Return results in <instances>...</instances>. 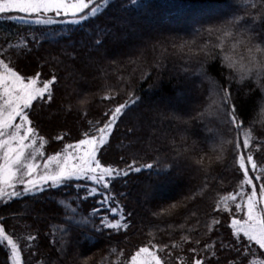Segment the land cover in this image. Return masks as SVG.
<instances>
[{
	"label": "snow or ice",
	"instance_id": "obj_1",
	"mask_svg": "<svg viewBox=\"0 0 264 264\" xmlns=\"http://www.w3.org/2000/svg\"><path fill=\"white\" fill-rule=\"evenodd\" d=\"M131 2L132 10L138 14L148 8L141 0ZM111 3L112 0H0V25L24 26L38 33V36L29 37L20 31L11 32L17 42L0 43V201L9 204L29 200L33 205L50 206L49 218L60 216L59 223L50 225L52 232L46 233L51 236L52 250L46 254L45 264H97L95 254H89L96 242L107 240L111 243L121 236L127 237L135 227L138 213L123 202L130 193L117 185L131 173L149 170L160 177L170 175L174 167H182L198 174L200 183L189 187L188 192L173 203L151 210L150 218H141L142 228L147 227L148 235L153 238L139 247L127 264H172L175 254L184 253L186 246L187 252L192 254L190 264H221L223 253L230 254L226 264H246L248 257L256 255L257 251L264 257V163L258 162L252 151L258 140L254 122L250 120L255 109L240 106L232 92L233 82L254 81L264 102V28L257 31L260 25L255 23L253 13L247 11L249 5L257 8L254 0H245L246 15H241L242 9L235 0H226L223 14L213 23L195 26L194 38L190 41H173L171 47L163 43L151 45V67L161 69L168 59L180 60L186 65L184 72L191 71L188 79L199 80L204 88L206 95L202 107L195 117H189L203 124V137L188 145V129L180 128L187 125L188 120L176 111L158 112L161 121L175 122L180 137L179 143L176 135L167 141V149L172 153L170 161H167V153L162 161L160 149H154L157 155L152 162L141 163L133 157L131 163L124 161L123 168L102 163V153L110 147L121 118L144 102L132 87V81L139 63L148 62L149 47L145 45L129 57L127 65L110 61L111 73L99 60L92 59L103 80L100 93L82 94L74 90L69 93L65 108L73 110L72 95L76 96L75 106L85 117L96 95L101 102L108 101L112 106L104 109L100 119L88 120L82 136L74 143H66L54 154L46 153L47 141L34 122L33 113L37 105L42 108L54 101L59 78L55 74L50 79L42 78L40 72L31 76L22 74L14 66L13 57L30 55L33 45L70 40L71 37L63 35V30L49 29L56 24L82 28L86 22L102 15ZM260 3L264 4V0ZM261 24H264V16ZM108 35L105 28L96 29L94 42L86 47L90 52H100L104 47L102 38ZM66 54L71 59L77 58L76 53ZM217 58L229 70L226 77L215 67ZM128 65L134 67L125 73ZM191 65L195 67L190 69ZM150 76V69L143 71L140 80ZM122 95L126 96L123 102ZM56 139L62 141L64 137ZM135 143L130 141L122 147L131 148ZM261 146L264 141H259L257 150ZM229 152L233 155L235 172L239 174H234L238 184L235 190L215 199L211 213L205 214L211 218L206 222L195 203L206 195L214 181L223 179L218 168L225 164ZM89 201H92L90 206ZM229 217L230 223L226 224ZM3 220L4 217H0V221ZM157 221H168L167 229ZM201 228L209 240L212 236L217 239L202 243L196 238ZM221 228L230 230L227 243L219 234ZM153 230H167L171 242H156ZM37 239L38 234H28L26 247L22 249L19 238L6 231L4 223L0 222V245L9 253L7 264H24L22 251L34 255L32 249ZM108 251L109 256H117L114 264H124L119 259L124 256L123 250L113 246ZM175 258L177 264H188L184 256ZM99 264H113V261L104 257ZM250 264H264V259L253 260Z\"/></svg>",
	"mask_w": 264,
	"mask_h": 264
},
{
	"label": "trees",
	"instance_id": "obj_2",
	"mask_svg": "<svg viewBox=\"0 0 264 264\" xmlns=\"http://www.w3.org/2000/svg\"><path fill=\"white\" fill-rule=\"evenodd\" d=\"M141 2L148 4V8L143 14H138L132 10L134 6L131 0H112L102 15L86 22L82 28L65 24L53 25L49 30H63V35L71 37V39L61 40L60 44L33 45V51L30 55L19 58L13 57L14 66L22 74L31 76L40 72L42 78L50 79L53 74L59 78L55 85L54 101L51 105H44L42 108L37 105L33 113L34 122L37 123L41 135L47 141L45 145L47 154H54L66 143H74L82 136L88 120L100 119L104 109L112 106L108 101L101 102L99 95H96L94 102L88 107V115L85 117L83 112L75 106L76 96L72 95L73 110L67 111L65 108L69 93H73L74 90L82 94L100 93L103 80L100 78V72L92 63V59L99 60L111 73L113 66L109 63L110 61H119L121 66L127 65L129 57L134 56L145 45L149 47L148 62L139 63L132 81V87L136 88L137 94L144 98V102L134 106L121 118L113 132L110 147H107L106 151L102 153V163L123 168L125 167L124 161L131 163L133 157L141 163L152 162L157 155L153 151L154 149H160L162 161L165 160V153H167V161H170L172 153L167 149V141L176 135L179 143L180 137L177 135L175 122L161 121L157 116L158 112L171 113L176 111L181 113L185 120H188L187 125L180 126L181 130L188 129V145H192L194 141L205 134L203 124L200 121L189 120V117L196 116L206 95L200 81L195 78L188 79L191 71L185 73L183 69L186 65L180 60L168 59L161 69L151 67L153 59L151 45L163 43L171 47L173 41L180 43L192 40L194 38L192 30L195 26L215 22L216 18L222 15L225 10L216 15H205L200 20H196L195 16L199 15L200 11L204 12L203 9L226 7V0H141ZM235 2L242 9L241 15H246L244 11L245 0H235ZM254 2L257 4V8L252 9L249 5L247 11L253 13L255 23L260 25L257 31H260L261 28H264V24H261V17L264 16V4H261L260 0H254ZM249 19L251 18L249 17ZM32 27L36 28L37 26ZM98 28H105L109 35L102 38L104 47L100 52L94 50L90 52L86 45L94 42L95 30ZM15 31H20L29 37L38 36V33L25 29L24 26L13 27L3 24L0 25V43L5 40L16 43L17 37L11 35V32ZM196 39L199 40V37ZM73 43L76 44L75 48L72 47ZM66 53H76L77 58L71 59ZM240 54L238 50L237 56ZM214 63L215 67L221 69L226 77L229 70L224 67L222 61L217 58ZM132 67L134 65H128L125 73L130 72ZM188 67L191 69L195 65ZM149 69L151 76L146 80H140L141 72ZM213 74L215 75V73ZM114 79L115 77H113ZM217 79L220 77L217 76ZM221 83L226 84L227 81L221 80ZM232 92L235 102L240 106L255 109L250 114V120L254 122V134L258 140L253 144L252 151L258 162L264 163V146L257 150L259 141H264V111H262L264 102L261 101L260 90L254 81L246 80L242 83L233 82ZM125 98L126 96L122 95L121 102ZM247 126L248 123L246 122ZM129 129L133 131L130 132ZM58 136H63L64 140H57L56 137ZM240 139H243L242 133ZM130 141H136V143L131 148L122 147V145H128ZM232 159L233 155L229 152L225 164L218 168L223 179L214 181L206 195L199 197L195 203L201 218L206 222H210L211 218L205 214L211 213L215 199L235 190L237 187L238 181L234 174H239L235 172ZM125 183L127 187H125ZM199 183L198 174L189 172L182 167H174L170 175L160 177L150 173L149 170L131 173L129 177L117 185V188L130 193V196L123 202L127 204L129 209H135L138 213L135 227L128 233L127 237L121 236L111 243L107 240L96 242L95 247L90 248L89 254H95L97 264L104 257H108L114 264L117 256H109L108 250L115 246L118 250H123L124 256L119 257V259L127 264L130 256L153 238L148 235L149 229L147 227L142 228L141 218H150L151 210H158L161 206L173 203L186 194L189 187ZM91 203L92 201H89L88 205L90 206ZM49 207L41 204L33 205L29 200L14 201L9 204L0 201V217H4V220L0 222L4 223L6 231L19 238L22 249L26 247L28 234H38V239L34 242L32 249L35 254L31 255L27 250L22 251L24 264H45L46 254L52 250L51 236L46 235V233L52 232L50 225L59 223L60 216L53 215L49 218ZM42 208L43 211H41ZM38 213L39 218H37ZM230 219L229 217L226 224L230 223ZM157 223H160L162 228L167 229L168 221H157ZM229 232L230 230L225 231L224 228L219 230V234L225 243L229 240ZM154 238L156 242L161 244L171 242L167 230L154 231ZM196 238L201 239L202 243H210L217 239L216 236H212L209 240L204 235L203 228ZM84 243L87 244L88 242L85 241ZM8 254L6 248L0 245V264H7ZM175 256L186 257L188 264L192 258V254L187 252V246L184 253H176ZM175 256L172 264H177ZM227 258H230V254H221V264H226ZM259 259H264V257L257 251L256 255L248 257L246 264Z\"/></svg>",
	"mask_w": 264,
	"mask_h": 264
},
{
	"label": "rangeland",
	"instance_id": "obj_3",
	"mask_svg": "<svg viewBox=\"0 0 264 264\" xmlns=\"http://www.w3.org/2000/svg\"><path fill=\"white\" fill-rule=\"evenodd\" d=\"M225 8L226 7H219V8H214V9H216V10H214V9H203L204 10V12H201L200 10V12H199V15H196L195 16V19L196 20H200V19H203L204 17H205V15H209V14H212V15H216V14H218L219 12H221V11H224L225 10ZM195 11H198L197 9H195ZM64 147V146H63ZM62 147V148H63ZM61 148V149H62Z\"/></svg>",
	"mask_w": 264,
	"mask_h": 264
}]
</instances>
